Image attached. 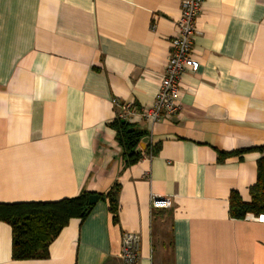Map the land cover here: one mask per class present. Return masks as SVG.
<instances>
[{
	"label": "crops",
	"instance_id": "1",
	"mask_svg": "<svg viewBox=\"0 0 264 264\" xmlns=\"http://www.w3.org/2000/svg\"><path fill=\"white\" fill-rule=\"evenodd\" d=\"M181 4L0 0V204L118 188L116 222L98 197L46 259L13 260L0 222V264H125L124 233L139 237L138 264H264V216L229 215L231 193L250 201L263 156L250 149L264 146V0H203L179 113L130 121L151 157L128 165L111 127L113 101L152 106ZM153 196L172 207L151 209Z\"/></svg>",
	"mask_w": 264,
	"mask_h": 264
},
{
	"label": "trees",
	"instance_id": "2",
	"mask_svg": "<svg viewBox=\"0 0 264 264\" xmlns=\"http://www.w3.org/2000/svg\"><path fill=\"white\" fill-rule=\"evenodd\" d=\"M111 127L116 131L117 141L122 147L128 165H133L141 158L137 146L144 133L130 122L115 118ZM263 153L257 162L256 182L249 188L250 201L243 202L233 192L229 197V215L241 220L247 215L264 216V146L250 149ZM154 154V147L152 149ZM242 153V152H241ZM220 154L221 158L231 156ZM89 193L83 192L72 199L53 203H18L0 204V222L8 224L12 231V259L15 261L39 260L48 257V248L70 219L84 220L93 205L88 203ZM108 205L112 221H117L118 188L113 187L107 194L98 196Z\"/></svg>",
	"mask_w": 264,
	"mask_h": 264
},
{
	"label": "built area",
	"instance_id": "3",
	"mask_svg": "<svg viewBox=\"0 0 264 264\" xmlns=\"http://www.w3.org/2000/svg\"><path fill=\"white\" fill-rule=\"evenodd\" d=\"M203 0H182L181 13L176 21L177 34L170 42L168 62L165 73L160 80L158 92L150 108H136L132 104L114 102L118 119L130 122L139 117L150 126L170 121L180 111L179 85L182 75L188 71L195 72L197 63L191 57L192 42L196 35L195 21L202 9ZM148 150V149H147ZM146 150V151H147ZM142 157H151L152 152H144ZM150 206L153 210H167L172 202L165 197H152ZM246 217H252L247 215ZM139 237L134 233H124L121 238V257L125 264H138Z\"/></svg>",
	"mask_w": 264,
	"mask_h": 264
},
{
	"label": "water",
	"instance_id": "4",
	"mask_svg": "<svg viewBox=\"0 0 264 264\" xmlns=\"http://www.w3.org/2000/svg\"><path fill=\"white\" fill-rule=\"evenodd\" d=\"M97 201H98V197L97 196H90L89 199H88V203L90 205H94Z\"/></svg>",
	"mask_w": 264,
	"mask_h": 264
}]
</instances>
